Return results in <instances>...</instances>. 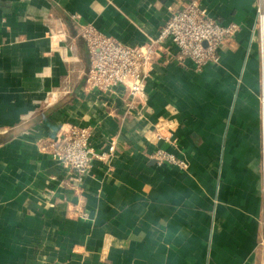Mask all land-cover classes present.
<instances>
[{
	"label": "crops",
	"instance_id": "obj_1",
	"mask_svg": "<svg viewBox=\"0 0 264 264\" xmlns=\"http://www.w3.org/2000/svg\"><path fill=\"white\" fill-rule=\"evenodd\" d=\"M178 1L0 0V264H261L260 1L201 0L209 17L239 27L204 72L183 68L170 46L143 100L86 89L78 24L143 45ZM164 122L168 141L154 136ZM69 124L90 128L96 150L117 139L111 164L93 161L78 178L51 161L41 143ZM157 146L185 167L156 163Z\"/></svg>",
	"mask_w": 264,
	"mask_h": 264
},
{
	"label": "built area",
	"instance_id": "obj_2",
	"mask_svg": "<svg viewBox=\"0 0 264 264\" xmlns=\"http://www.w3.org/2000/svg\"><path fill=\"white\" fill-rule=\"evenodd\" d=\"M259 1L254 27L257 31L264 29L263 0ZM238 29L236 24H220L209 17L201 0H182L172 4L157 34L146 44L134 47L120 45L92 24H78L76 37L85 42L89 52L86 89L110 94L121 87L127 90L129 103L133 105L145 98L147 80L160 50L166 51L173 46L183 68L189 63L195 72L202 73L218 64L222 44L231 40ZM167 128L165 122L160 123L155 138L168 141ZM92 135L93 131L87 126L69 124L54 141L44 140L41 148L51 161L80 178L89 174L93 161L108 166L117 154V139L111 137L103 148L96 150L91 144ZM152 158L158 164L185 167L176 155L159 146L152 152ZM75 214L85 217L80 210ZM262 253L261 264H264V242Z\"/></svg>",
	"mask_w": 264,
	"mask_h": 264
},
{
	"label": "rangeland",
	"instance_id": "obj_3",
	"mask_svg": "<svg viewBox=\"0 0 264 264\" xmlns=\"http://www.w3.org/2000/svg\"><path fill=\"white\" fill-rule=\"evenodd\" d=\"M254 31H257L255 28H253Z\"/></svg>",
	"mask_w": 264,
	"mask_h": 264
}]
</instances>
